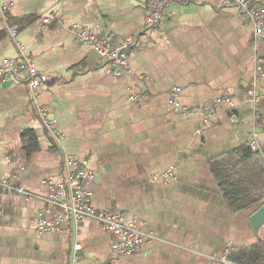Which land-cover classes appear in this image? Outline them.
<instances>
[{"label":"crops","instance_id":"obj_1","mask_svg":"<svg viewBox=\"0 0 264 264\" xmlns=\"http://www.w3.org/2000/svg\"><path fill=\"white\" fill-rule=\"evenodd\" d=\"M147 4L0 0V62L17 57L21 44L52 73L35 94L22 82H0V181L38 197L0 186V264H212L227 250L235 264L264 257V228L251 221L264 206V159L250 148L257 134L264 150V39L238 9L211 1L172 2L161 26L145 33ZM74 24L115 41L138 37L130 72L111 74L91 45L76 40ZM177 88L180 103L199 112L169 104ZM225 96L233 107L217 103ZM39 107L61 133L58 142ZM205 110L212 114L199 135ZM66 155L87 159L96 172L89 189L97 209L137 215L156 239L123 257L95 221L41 234L36 218L60 213L45 202L53 187L44 182L66 172ZM172 166L175 179L152 180Z\"/></svg>","mask_w":264,"mask_h":264},{"label":"built area","instance_id":"obj_2","mask_svg":"<svg viewBox=\"0 0 264 264\" xmlns=\"http://www.w3.org/2000/svg\"><path fill=\"white\" fill-rule=\"evenodd\" d=\"M202 1H211L217 3L223 8L238 9L254 25L255 35L264 39V0H148L147 7L149 15L145 18L144 31L157 30L164 18L165 9L172 2L180 3H200ZM43 22L48 25L51 19L46 17ZM76 40L85 45H91L98 56L101 58L104 67L115 77H120L123 71L130 72L129 52L138 44V37H130L121 41H115L104 36H98L86 27L74 24L70 28ZM11 35L17 38V31L12 30ZM19 55L13 58H5L0 62V82H22L35 94L36 91L48 85L52 80V73L47 70H39L34 59L28 51L18 44ZM258 71H261V65L256 61ZM256 87V85H255ZM181 89H174L170 97L169 104L181 111L184 115H192L199 111L183 106L178 100ZM251 101L258 109V96L256 89L250 93ZM132 101L138 100L137 96L132 95ZM217 103H226L233 107V102L227 96L217 100ZM204 116L201 129L198 134L201 135L209 124V117L212 111H200ZM39 115L45 128L48 130L54 141L61 139L56 124L48 115L44 107H39ZM253 139L250 148L259 153L264 159L263 147L258 143L257 134L252 135ZM66 172L62 173L56 182L45 181L46 185L53 187V194L45 198V202L54 209H58L53 218L40 214L36 218V226L41 234L51 233H69L72 227H79L86 221L97 222L104 231L112 234L116 240L112 245L113 251L123 257H130L137 254L144 241L147 239L153 241L156 237L147 234L143 230V224L137 215L121 211L100 210L92 202V193L90 185L96 179V172L90 167L87 159H81L76 155H66L64 158ZM176 168L169 167L162 173L153 176L154 182H167L175 179ZM0 186L12 193L24 194L28 199L38 198L37 195L27 193L12 183V180L0 181ZM51 212L50 210H48ZM76 262L79 258L78 253L82 250L80 244L75 245ZM230 251L227 250L220 257H212V264H235L229 259Z\"/></svg>","mask_w":264,"mask_h":264},{"label":"water","instance_id":"obj_3","mask_svg":"<svg viewBox=\"0 0 264 264\" xmlns=\"http://www.w3.org/2000/svg\"><path fill=\"white\" fill-rule=\"evenodd\" d=\"M251 221L255 227H261L262 226L264 228V206L260 207L254 213Z\"/></svg>","mask_w":264,"mask_h":264},{"label":"trees","instance_id":"obj_4","mask_svg":"<svg viewBox=\"0 0 264 264\" xmlns=\"http://www.w3.org/2000/svg\"><path fill=\"white\" fill-rule=\"evenodd\" d=\"M231 261H233L234 263H236L234 260H232L231 258H229ZM257 261L258 264H264V257L262 254H259V256L257 257Z\"/></svg>","mask_w":264,"mask_h":264}]
</instances>
